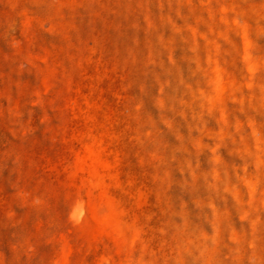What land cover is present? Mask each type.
I'll use <instances>...</instances> for the list:
<instances>
[{"label": "rangeland", "instance_id": "374dc122", "mask_svg": "<svg viewBox=\"0 0 264 264\" xmlns=\"http://www.w3.org/2000/svg\"><path fill=\"white\" fill-rule=\"evenodd\" d=\"M0 264H264V0H0Z\"/></svg>", "mask_w": 264, "mask_h": 264}]
</instances>
